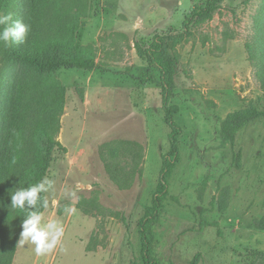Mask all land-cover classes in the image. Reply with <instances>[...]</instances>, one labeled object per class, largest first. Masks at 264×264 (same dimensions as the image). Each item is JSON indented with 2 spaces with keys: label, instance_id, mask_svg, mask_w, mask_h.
I'll list each match as a JSON object with an SVG mask.
<instances>
[{
  "label": "rangeland",
  "instance_id": "374dc122",
  "mask_svg": "<svg viewBox=\"0 0 264 264\" xmlns=\"http://www.w3.org/2000/svg\"><path fill=\"white\" fill-rule=\"evenodd\" d=\"M89 1L93 15L79 22L75 49L91 47L101 73H116L108 76L116 90L104 94L106 106L94 105L95 96L85 105L74 87L86 85L84 72L43 76L69 88L56 140L65 150L53 151L44 177L53 190L42 194L44 222L59 220L64 235L42 255L19 243L13 264H142L139 223L170 152L171 129L159 74L136 45L183 33L185 18L204 0ZM213 1L212 17L196 21L176 48L170 105L180 108L181 162L151 228L160 264H264V119L248 124L234 148L220 134L229 115L264 111V0ZM18 74L34 81L27 68Z\"/></svg>",
  "mask_w": 264,
  "mask_h": 264
},
{
  "label": "trees",
  "instance_id": "16d2710c",
  "mask_svg": "<svg viewBox=\"0 0 264 264\" xmlns=\"http://www.w3.org/2000/svg\"><path fill=\"white\" fill-rule=\"evenodd\" d=\"M216 10L213 0H204L185 18L183 33L157 34L147 48L136 45L138 56L159 74L164 120L171 129L170 152L163 157L151 205L139 223L142 264H160L154 255L151 228L164 213L170 197V181L181 162L183 129L175 121L180 108L170 105L180 62L176 48L192 36L196 21L212 17ZM8 13L14 21L30 25V32L23 44L0 42V264H13L21 224L27 215L9 208V192L43 180L53 151L56 148L65 150L56 140L68 89L60 81L44 80L43 76L61 70L93 71L97 67L91 47L80 45L75 49L79 22L93 15L89 0H0V14ZM261 33L264 39V24ZM26 68L33 73L34 81L22 82L19 78L18 69ZM261 119H264V111L256 109L229 115L221 126V138L234 148L239 133L248 124ZM38 209L42 213L46 210L40 205Z\"/></svg>",
  "mask_w": 264,
  "mask_h": 264
},
{
  "label": "clouds",
  "instance_id": "9594fccd",
  "mask_svg": "<svg viewBox=\"0 0 264 264\" xmlns=\"http://www.w3.org/2000/svg\"><path fill=\"white\" fill-rule=\"evenodd\" d=\"M30 25L13 20L12 14H0V42L5 44H23ZM54 181L44 178L38 183L28 187H18L10 191V209L14 212H26L23 219L18 243L30 242L35 246L37 255L51 252L60 243L64 235V227L59 220L44 222V214L39 211L38 205L48 207V199L42 195L53 190ZM55 203V201H53ZM35 209V210H33ZM74 207H66L65 212L69 215L75 213Z\"/></svg>",
  "mask_w": 264,
  "mask_h": 264
},
{
  "label": "crops",
  "instance_id": "0c3cea01",
  "mask_svg": "<svg viewBox=\"0 0 264 264\" xmlns=\"http://www.w3.org/2000/svg\"><path fill=\"white\" fill-rule=\"evenodd\" d=\"M124 32V31H123ZM125 33V32H124ZM123 34V36H125ZM100 67H96L93 71H87L83 69H74V70H80L87 75V81L85 86H78L76 83L74 84V87L79 88L83 92V102L85 105H91V100L95 96V102H93L96 106H106V104H110V99H105L104 94H109L110 91H115L116 89L112 88V82L108 76H114L116 73L110 71L107 73V75L104 73H101L102 70H99ZM87 72H90L86 74ZM117 79L119 80V77L117 76ZM67 88V87H66ZM69 91V88H67ZM127 90V89H126ZM129 90V89H128ZM68 93L67 92V100H68ZM114 98L116 97L113 94Z\"/></svg>",
  "mask_w": 264,
  "mask_h": 264
}]
</instances>
